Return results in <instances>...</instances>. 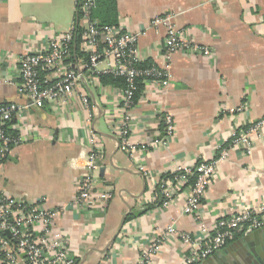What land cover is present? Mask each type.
Wrapping results in <instances>:
<instances>
[{"label": "crops", "instance_id": "obj_1", "mask_svg": "<svg viewBox=\"0 0 264 264\" xmlns=\"http://www.w3.org/2000/svg\"><path fill=\"white\" fill-rule=\"evenodd\" d=\"M77 14V0H0V104L28 103L18 90V57L45 51L52 38L71 29ZM97 14L99 20L117 21L130 31H145L155 16L173 14L176 26L186 30L191 42L209 47L212 56L177 51L167 60L163 31L146 30L141 36L142 60L168 64L171 85L161 91L145 82L130 109V139L139 146L131 155L119 147L115 129L125 114L123 88L101 82L100 75L109 71L106 61L91 74L74 53L90 110L78 93L66 104L29 107L20 123L30 139L14 147L0 165V195L26 203L44 200L49 208L66 205L56 224L68 239L74 264H138L156 239L162 248L150 264H183L187 246L179 236L163 237L170 224L179 233L203 235L202 225L212 229L219 219L264 199L263 124L252 136L251 154L230 148L219 161L202 199L200 219L184 213L189 187L182 188L169 208L147 209L163 174L213 159L233 131L264 118V0H115L113 8H100ZM85 23L81 21L83 28ZM83 44L79 52L89 55ZM165 114L172 115L176 125L166 145ZM93 135L98 143L96 188L110 191L112 198L82 208L73 201ZM146 144L148 149L140 148ZM244 236L199 264H219L222 255L227 260L236 251L233 243ZM262 242L264 236L253 241ZM21 261L26 262L24 256Z\"/></svg>", "mask_w": 264, "mask_h": 264}, {"label": "built area", "instance_id": "obj_2", "mask_svg": "<svg viewBox=\"0 0 264 264\" xmlns=\"http://www.w3.org/2000/svg\"><path fill=\"white\" fill-rule=\"evenodd\" d=\"M97 8V0H77V13L80 14L79 25L85 21L86 26L82 35L84 48L90 51L89 59L82 60L83 69L93 74L101 61H106L109 71L116 77H125L128 83L127 89H123L124 116L115 129L118 133L119 147L134 155L139 146L133 144L130 139V122L132 109L136 104L133 96L136 91V78L144 79V83H153L161 91H166L171 85V73L169 66L151 67L140 69L137 64L143 62L139 52L141 36L146 30H153L157 34L163 31V54L167 60L177 51H184L193 55L211 57L209 47L191 42L186 30L176 26L173 14L155 16L145 31H130L120 25L101 24L94 16ZM77 25L74 23L71 29L60 37L52 38L45 51L38 53H25L18 57L17 68L20 73L19 93L28 99V103L8 102L0 104V165L6 161L16 146L25 144L30 136L20 123L24 119L29 107L43 108L49 103L66 104L74 94H79L83 106L90 110V100L80 88L81 73L75 64L74 40ZM56 73V78L49 74ZM232 109L230 112L242 110ZM165 128L163 144L176 132L175 121L170 114L163 117ZM264 124V118L253 123L242 131H233L229 147L221 145L219 157L211 160L197 161L191 167H179L173 173L176 175L158 181L161 193V205L167 209L173 200L183 190L192 175L196 180L189 185L190 197L184 205V213L194 215L200 219L199 209L202 199L212 183L216 174L218 163L228 156L230 148L241 149L247 155L253 151L252 136L257 134ZM35 135L33 134V137ZM32 137V138H33ZM149 144L140 146L148 149ZM92 150L89 151L86 163L79 178V194L75 198L74 205L77 207H93L98 200L107 202L112 197L110 191L99 192L96 188V172L99 169L97 163L98 143L92 136ZM216 152V154H217ZM145 169L142 168V171ZM146 177L148 173L144 172ZM155 189L151 204L159 199ZM185 188V187H184ZM66 205L49 208L44 200L34 203H26L0 195V260L1 264H74V258L68 249L67 237L57 227V217L64 212ZM264 228V199L258 205L244 207L232 212L227 217L219 219L215 226L210 229L202 225L203 235L192 236L189 233H179L175 224H170L164 234L166 236H179L187 246L183 254V264H199L215 255L226 247L236 237L248 235ZM9 235V236H7ZM162 241L156 239L149 249L143 253L138 264H150L162 248ZM25 257L26 262L21 261Z\"/></svg>", "mask_w": 264, "mask_h": 264}, {"label": "trees", "instance_id": "obj_3", "mask_svg": "<svg viewBox=\"0 0 264 264\" xmlns=\"http://www.w3.org/2000/svg\"><path fill=\"white\" fill-rule=\"evenodd\" d=\"M115 6V0H97V9L95 10L94 12V16L97 18L98 17V14H97V11L98 9L100 8H113ZM80 14H77V18H76V25H77V29H76V36H75V40H74V53H77L78 55H81L80 57L85 59V60H88L89 56L88 55H82L79 51H80V45H81V42H82V35H83V32H84V29L79 25V20H80ZM98 19V18H97ZM99 20V19H98ZM101 24H107V25H118L117 24V21H101L99 20ZM152 65H156L154 64L153 61H143V62H140L139 64H137V68H140V69H145V68H148V67H151ZM100 80L103 84H116V85H119L121 86L123 89H127L128 87V83H127V80L125 77H116L115 75L111 74V73H105V74H101L100 75ZM144 79L138 77L136 78V91L134 92V96H133V100H134V103L137 104V102L139 101L140 97L142 96V93H143V90H144ZM164 127V126H163ZM230 146V142H227L224 147H229ZM220 155V150L217 152L216 154V158L219 157ZM202 160H200L201 162ZM176 175V173H166V174H163V176L161 177V181H164L168 178H172ZM189 182L186 184V186H184L185 188L188 187L189 185L193 184L196 180V175H192L190 176L189 178ZM157 192L159 194V199L157 202L153 203V204H150V206L147 208V209H152V208H155V207H158L161 205V200H162V197H161V191L159 189V186L157 187Z\"/></svg>", "mask_w": 264, "mask_h": 264}, {"label": "water", "instance_id": "obj_4", "mask_svg": "<svg viewBox=\"0 0 264 264\" xmlns=\"http://www.w3.org/2000/svg\"><path fill=\"white\" fill-rule=\"evenodd\" d=\"M260 236H264V229L245 235L236 243H233L232 249L236 250L234 255L230 254V256L227 257V260L223 258L225 255H222L223 260L219 259L220 256H218L217 259L219 264H264V242L258 245L253 243V241L258 240ZM114 240L115 238L111 240L104 252L109 249ZM226 253L229 254L230 251L226 250ZM210 263V261L204 262V264Z\"/></svg>", "mask_w": 264, "mask_h": 264}]
</instances>
